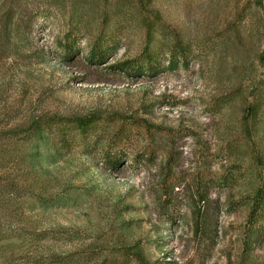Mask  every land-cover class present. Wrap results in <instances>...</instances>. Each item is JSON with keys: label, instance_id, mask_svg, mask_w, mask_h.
Masks as SVG:
<instances>
[{"label": "rangeland", "instance_id": "obj_1", "mask_svg": "<svg viewBox=\"0 0 264 264\" xmlns=\"http://www.w3.org/2000/svg\"><path fill=\"white\" fill-rule=\"evenodd\" d=\"M262 180L264 0H0V264H264Z\"/></svg>", "mask_w": 264, "mask_h": 264}, {"label": "trees", "instance_id": "obj_2", "mask_svg": "<svg viewBox=\"0 0 264 264\" xmlns=\"http://www.w3.org/2000/svg\"><path fill=\"white\" fill-rule=\"evenodd\" d=\"M174 59H170L168 66L170 69H173L174 67ZM118 69L124 73H132L135 76H141L144 74L145 69L143 67V65H138V66H132L131 62L126 61L123 62L122 64L117 66ZM133 67V69H131ZM97 116L95 115H87V116H81V117H76L72 121V124L74 125V127L80 131V132H84L88 129V127L92 126L93 123L97 120ZM38 127V126H36ZM40 128H29V130H38ZM65 128H58V130L60 131V133L64 134L65 133ZM192 203L194 206V210L193 214L195 219V233H197L198 231H202V233H207L206 229L203 230L204 228H201V221L203 219V214H204V208L202 210L201 208V204H203V206L205 207L206 205H208L209 199L208 196L206 194L200 193L197 196L192 195ZM206 203V205H204ZM241 203V202H239ZM236 204L237 201L231 200V199H227L226 202V207H225V211L227 213L232 212L236 209ZM242 205V204H241ZM251 209L249 212V221L252 219V217L254 216H261L264 215V180H262L260 182V184L258 185V187L256 188L255 192H254V197H253V201L251 204ZM221 207L223 206H218V209H221ZM7 229H3L0 228V240L9 237L10 234L6 233Z\"/></svg>", "mask_w": 264, "mask_h": 264}]
</instances>
